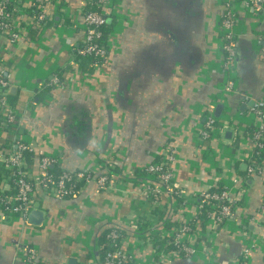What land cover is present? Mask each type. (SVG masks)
<instances>
[{
  "label": "crops",
  "instance_id": "1",
  "mask_svg": "<svg viewBox=\"0 0 264 264\" xmlns=\"http://www.w3.org/2000/svg\"><path fill=\"white\" fill-rule=\"evenodd\" d=\"M82 4L83 0H53L46 6L50 21L41 39L29 34L11 47L12 56L4 53L11 89L15 88L10 89L9 101L22 111L27 139L36 147L34 164L38 154L49 152L61 155V167L77 170L105 160L113 151L118 170H133L141 179L144 166L173 154L172 167L185 198L163 194L161 205L153 207L143 202L134 186L124 189L118 184L113 191H101L91 183L76 196L62 199L38 189L36 202L49 221L26 225L0 214V264H28L21 248L31 246L37 248L40 264H69L71 258L77 264H92L100 256L99 236L112 226L124 228L126 248L136 250L156 241V236L163 239L160 232L142 237L131 221L140 217L147 221L143 225L147 229H168L170 223L195 214L192 198L212 182L231 186L242 178L248 188L235 218L219 227L208 221L193 236L211 242L209 249L212 246L217 255L211 264L240 259L248 242L240 218L263 219L259 208L264 180L248 177L251 148L245 131L258 122L250 113L251 100L264 99V20L233 5L237 14L233 75L238 90L225 94L221 0L113 1L107 8L108 21L114 20L108 39L110 62L94 65L92 71L80 65L77 55L84 37ZM56 74L66 80L60 88L49 86ZM42 90L49 96L40 101ZM218 103L224 107L216 109ZM215 110L220 122L231 125L230 138L217 132L199 140L197 131ZM8 142L10 138L0 140V154ZM8 174L0 159V185L12 192ZM164 219L170 223L162 225ZM252 225L249 231L259 241L255 240L250 264H264V221ZM203 261L199 254L168 264Z\"/></svg>",
  "mask_w": 264,
  "mask_h": 264
},
{
  "label": "built area",
  "instance_id": "2",
  "mask_svg": "<svg viewBox=\"0 0 264 264\" xmlns=\"http://www.w3.org/2000/svg\"><path fill=\"white\" fill-rule=\"evenodd\" d=\"M52 1L0 0V140L10 138L12 144L8 153L0 154V159L9 171L7 179L11 184L10 190H14L8 192L9 188L0 185V214L12 221L18 218L29 225L28 217L35 209L38 189L45 194L54 192L56 197L62 199L76 196L82 188L91 183H95L97 189L101 191H113L118 184L124 189L134 186L140 191L143 202L153 207L161 205L163 194L184 197L185 191L177 185L176 172L172 167L173 154L164 155L162 159L144 166L141 169L143 174L141 179L135 178L133 170L119 171L113 151H109L105 160H96L92 166L77 170L61 167V155L49 152L40 153L36 164L29 160L28 155L33 154L36 147L27 139L29 130L22 124L21 109L9 101L10 89L13 85L7 75L8 66L4 53L8 51L12 56L11 47L25 41L32 32L35 33L33 37L35 40L41 39L50 21L46 6ZM113 1L116 0H83L81 7L84 16V37L83 46L77 49V55L97 57L99 61L94 64L95 68L106 66L110 62L108 41L106 45H101L97 40L101 37L99 28L106 24L108 18L107 8ZM221 1L225 7L221 17L222 49L225 53L223 69L226 76L223 91L225 94H232L238 90V80L233 75L237 64L234 33L237 14L233 5L249 9L259 20H264V0ZM89 6L97 10L86 11ZM72 63L74 67L79 68V63L76 61ZM65 82L66 80L56 74L49 86L60 88ZM250 113L258 122L245 131L251 148L246 159L248 177H261L264 180V99L255 101ZM228 129H231V125L220 122L213 111H210L203 127L197 131V136L199 140H206L217 132L223 135ZM52 166H59L61 171L59 173L53 171ZM247 188V183L242 178L233 182L231 186L212 182L206 190L192 198L193 202L197 203V210L191 218L173 224L168 219H164L162 225L168 222L171 225L168 229H147L143 226L147 221L140 217L130 222L134 232L141 234L142 237H147L148 233L160 232L161 238L173 245L170 250L159 248L154 240L140 244L141 247L136 249L137 251L128 249L124 244L126 238L124 228L112 226L107 232L106 241L98 246L99 252H105L104 260L100 256L94 257L92 264H168L177 258L195 257L199 254H203L202 264H211L217 260V255L211 249L212 246L209 249L211 242L197 241L193 236L200 232L199 227L208 221H211L214 227H219L227 220L235 218ZM259 212L264 221V199ZM48 221L46 215L44 224ZM262 221L252 215L240 218V223L243 222L242 233L245 234L248 242L243 256L231 264H250V258L258 245L255 240L259 239V236L256 237L251 233L249 226L262 225ZM148 250L151 251L150 254L146 253ZM21 252L28 264H40L36 247L21 248Z\"/></svg>",
  "mask_w": 264,
  "mask_h": 264
},
{
  "label": "trees",
  "instance_id": "3",
  "mask_svg": "<svg viewBox=\"0 0 264 264\" xmlns=\"http://www.w3.org/2000/svg\"><path fill=\"white\" fill-rule=\"evenodd\" d=\"M94 10H97V8L92 7V6H89L86 11L89 12V11H94ZM112 20H113V17H112ZM113 27H114V20L111 21V22H109L108 21V18H107L106 24L103 25V26H101L99 28V30L101 31V37L97 40L99 42V44H101V45H106L107 44L108 37L113 32ZM32 34L35 35L34 32H32ZM81 46H83V43H82ZM78 58H79L80 65L82 67H84L85 69L89 70V71H92L94 64L99 61L98 58L95 57V56H78ZM48 93H49L48 90H42V93L39 95L40 101L44 100L45 97H48L49 96ZM11 145H12L11 142H8L7 146L4 147L2 145L1 146V149L5 148V153H8L11 150ZM38 155H41V154H38ZM28 157H29V160L31 162H33L34 157L32 156V154H29ZM52 170L55 171V172H57V173H59L61 171L59 166L54 167ZM12 192H14V190ZM110 229L111 228H106L101 233V235L99 236V239H98L99 240L98 241V244H103L106 241V235H107V232ZM155 238H156L155 244H156V246H159V248H161V249H167V250H170L171 248H173V245L170 244L168 241L157 240V236ZM164 242H165V246H163V243ZM88 257H86V258L89 260L90 259V256H88ZM100 257H101L102 260H104V258H105V252L100 251Z\"/></svg>",
  "mask_w": 264,
  "mask_h": 264
},
{
  "label": "water",
  "instance_id": "4",
  "mask_svg": "<svg viewBox=\"0 0 264 264\" xmlns=\"http://www.w3.org/2000/svg\"><path fill=\"white\" fill-rule=\"evenodd\" d=\"M59 19V16L57 17V20ZM110 21V20H109ZM15 88H12L11 89V92H14ZM219 104V103H218ZM217 104V105H218ZM255 104V100H251L250 102V106L253 107V105ZM220 107H224V104L223 103H220L216 109L220 108ZM214 115L216 116V118H218L217 114H216V110H215V113ZM229 130V129H228ZM226 130L225 131V134L228 138H230L231 136V132ZM54 167V166H52ZM28 220H29V223L31 225H34V226H42L46 220V212L45 210H42L41 207H40V203L39 202H36L35 204V209H33L30 214H29V217H28ZM253 226V225H252ZM69 264H77V259L76 258H71L69 260Z\"/></svg>",
  "mask_w": 264,
  "mask_h": 264
}]
</instances>
